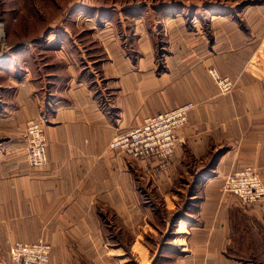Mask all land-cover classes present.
<instances>
[{"label":"crops","instance_id":"crops-1","mask_svg":"<svg viewBox=\"0 0 264 264\" xmlns=\"http://www.w3.org/2000/svg\"><path fill=\"white\" fill-rule=\"evenodd\" d=\"M0 23V264L40 238L50 264H264V197L222 190L246 167L264 183V0H0ZM187 103L164 167L109 149Z\"/></svg>","mask_w":264,"mask_h":264},{"label":"built area","instance_id":"built-area-1","mask_svg":"<svg viewBox=\"0 0 264 264\" xmlns=\"http://www.w3.org/2000/svg\"><path fill=\"white\" fill-rule=\"evenodd\" d=\"M1 32V29H0ZM1 46L0 62L7 53ZM221 94H229L235 88V81L220 76L215 68L209 71ZM195 104L187 103L174 109L145 118L134 129L117 134L109 143V149L124 154L132 160L151 159L164 167L177 146V131L188 123V115ZM23 131L25 155L30 166L39 168L47 164V141L41 121L30 120L18 128ZM224 193H230L245 204H255L264 197V183L251 168L235 171L224 178ZM51 247L41 238L36 242H9L10 264H50ZM201 264H210L204 262Z\"/></svg>","mask_w":264,"mask_h":264},{"label":"rangeland","instance_id":"rangeland-1","mask_svg":"<svg viewBox=\"0 0 264 264\" xmlns=\"http://www.w3.org/2000/svg\"><path fill=\"white\" fill-rule=\"evenodd\" d=\"M124 2L126 1H128V0H123ZM27 11H29L28 9H27ZM123 13H125V12H123ZM8 16H9V22L10 23H12L13 24V22H12V17H14V18H17L16 16H13L12 14L11 15H9L8 14ZM0 29H1V32H0V51H1V46L2 45H4L3 46V49L2 50H5V51H7V49L9 48V46H8V44H7V41H6V36H5V30H4V25L2 24V23H0ZM157 59L158 60H160V56H157ZM211 68H214V67H209V68H207L206 69V72H207V74H208V76H209V78L211 79V81L216 85V83H215V81L213 80V78H212V76L210 75V73H209V71H210V69ZM216 69V68H215ZM218 71V70H217ZM220 74V73H219ZM220 76H222L221 74H220ZM216 87H217V85H216ZM218 88V87H217ZM219 90V89H218ZM220 92V91H219ZM18 128H20L19 126H17V130H18V132L21 134V136H22V134H23V131L21 132ZM2 139H4V138H1L0 137V141L2 140ZM143 160V159H142ZM246 168H249V167H246ZM245 169V168H244ZM258 174V173H257ZM237 197V196H236ZM239 199V198H238ZM241 202V201H240ZM242 203V202H241ZM243 204V203H242ZM245 205V204H244Z\"/></svg>","mask_w":264,"mask_h":264}]
</instances>
